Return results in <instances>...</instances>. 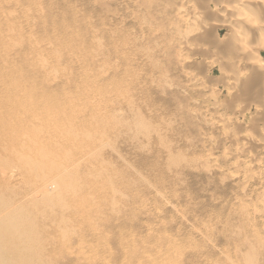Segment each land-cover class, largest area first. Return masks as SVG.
<instances>
[{
    "label": "rangeland",
    "instance_id": "obj_1",
    "mask_svg": "<svg viewBox=\"0 0 264 264\" xmlns=\"http://www.w3.org/2000/svg\"><path fill=\"white\" fill-rule=\"evenodd\" d=\"M230 1L0 0V83L13 91L14 80L22 81L26 96L21 97L32 103L28 108L41 102L29 114L55 120L50 113L61 108L77 113L79 121H94L97 114L130 122L143 115L164 140L148 144L127 123L107 132L113 145L106 151L108 176L121 173L124 200L107 206L102 218L84 215L74 223L76 236L88 234L89 255L93 261L102 259L97 264L145 263L143 251L156 245L159 259L171 257L170 264H238L244 244H258V264H264V219L257 217L264 185L236 184L234 178L264 177V149L249 143L262 152L261 166L234 171L236 160L226 156L242 141L219 143L224 132L245 133L249 125L253 131L262 129L264 107L243 113L238 102L218 111L217 106L235 97L226 86L224 66L213 63L209 52L181 44L187 39L189 45L216 47L217 55L230 57L237 26H223L222 17L213 13L216 4ZM191 6L202 9L193 20L182 11ZM204 25L207 31H199ZM250 43L256 46L258 41ZM261 51L257 58L264 61ZM7 60L12 68H5ZM54 63L60 70L52 73L49 65ZM250 72L242 69V74ZM257 98L263 102L264 94ZM220 115L233 124L222 127ZM90 176L107 173L91 169ZM121 222L126 227L117 232ZM102 232H110L114 242L108 257L101 255L105 249L96 239ZM149 233L154 234L150 242L145 238ZM120 235L123 247L117 244ZM72 259L64 264H85Z\"/></svg>",
    "mask_w": 264,
    "mask_h": 264
},
{
    "label": "bare ground",
    "instance_id": "obj_2",
    "mask_svg": "<svg viewBox=\"0 0 264 264\" xmlns=\"http://www.w3.org/2000/svg\"><path fill=\"white\" fill-rule=\"evenodd\" d=\"M182 11L184 17L191 20L202 13V9L195 6ZM213 13L222 17L220 23L223 26H231L232 23L237 26L233 28L234 38L229 43L230 57L217 55L220 51L216 52V47L189 45L187 39H182L181 44L189 46L191 51L209 52L215 56L213 63L224 66L222 71L227 79L226 86L235 92V97L227 105L217 106L218 111L223 112L238 102V109L243 113L249 112L252 106L263 108L264 101L260 102L257 97L264 94V61L257 57L264 50V0H231L228 4H216ZM207 28L204 25L199 31H207ZM252 39L258 41L256 46L250 43ZM6 49H11L10 44L6 45ZM6 63L10 64H5V68L13 67L9 60ZM49 67L52 73L60 70L57 63ZM246 67L251 72L242 74V69ZM104 68L110 70V63H106ZM43 69L47 70L46 66ZM13 84V91H5L3 82L0 83V264H64L72 258L83 259L85 264H97L102 259L93 261L94 257L89 255L92 246L88 243V234L76 236L74 223L84 215L102 218L107 206L115 207L124 200L121 173L108 176L107 168L111 160L106 151L113 149V145L109 144L107 132L127 123L136 134L146 136L148 144H163L164 140L158 128L143 115L130 122L116 118L117 121H114L111 116L97 114L94 121H79L77 113L66 114L61 108L50 113L55 120L29 114V109L41 102L28 108L27 105L32 103L21 97L26 96L22 93V81L16 79ZM28 91H35V88ZM218 119L222 127L233 124L232 119L225 115H220ZM219 140L220 144L228 140L242 141V145L230 149L226 156L228 160H236L234 171L241 168L249 171L261 166L258 157L262 152L259 149L253 151L250 144L264 149V127L253 131L249 125L245 133L236 130L224 132ZM241 156H247L249 162L239 160ZM261 158L264 163V155ZM91 169L106 172L107 176L95 179L90 176ZM243 176H234L236 184L264 185L262 176ZM88 179L90 183L87 187ZM108 191L113 195L105 196ZM261 207L257 217L264 219V200ZM124 225L119 223L117 232L124 230ZM136 238H133V244ZM145 238L150 242L154 234L149 233ZM96 239L105 249L101 255L108 257L114 245L110 232L97 234ZM119 239L117 244L123 247L122 235ZM244 246L245 252L240 255L238 264H258L261 247L258 244ZM158 247H152L151 253L143 251L140 259L149 264H170L171 257L159 259L156 254ZM134 249L138 256V249ZM172 249L174 253L179 252L175 246ZM198 255L204 258L203 253Z\"/></svg>",
    "mask_w": 264,
    "mask_h": 264
}]
</instances>
